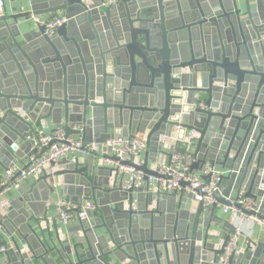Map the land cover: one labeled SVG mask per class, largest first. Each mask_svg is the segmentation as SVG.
Returning <instances> with one entry per match:
<instances>
[{
	"label": "water",
	"instance_id": "obj_1",
	"mask_svg": "<svg viewBox=\"0 0 264 264\" xmlns=\"http://www.w3.org/2000/svg\"><path fill=\"white\" fill-rule=\"evenodd\" d=\"M85 1L30 0L26 12L0 17V169L21 165L16 178L40 155L26 141L37 119L86 143L143 135L148 150L138 169L155 177L147 164L156 160L159 139L184 154V137L193 132L190 173L206 162L225 171L216 203L254 215L236 203L241 196L259 204L264 222V0H123L107 8L103 0ZM57 14L66 22L52 35L41 25L19 27L21 19ZM61 165L21 183L20 197L0 215L1 245H13L0 264H211L223 254L207 235L219 222L217 205L189 207L166 191L149 209L154 195L144 200L145 189L124 190L117 175L109 186L114 169ZM58 177L77 204L108 196L98 218L87 212L65 240L39 227L54 190L48 185L36 204L31 195ZM263 249L233 253L227 264H264V257L252 260Z\"/></svg>",
	"mask_w": 264,
	"mask_h": 264
},
{
	"label": "built area",
	"instance_id": "obj_2",
	"mask_svg": "<svg viewBox=\"0 0 264 264\" xmlns=\"http://www.w3.org/2000/svg\"><path fill=\"white\" fill-rule=\"evenodd\" d=\"M123 0H103L101 7L107 8L115 6ZM89 4V0L85 1ZM4 12V0H0V15ZM36 25H41L45 29V33L52 35L54 31L62 26L66 20L63 16H53L50 18L31 17ZM25 121L29 122L28 117L21 109H14ZM48 120L37 119L30 122L29 132L26 141L30 144L31 150H35V155L30 157V165L20 171L15 178L17 170L15 167L8 168L0 174V215H5L8 211L10 200L7 193L11 190H17L21 183L37 182L42 176L53 175L51 164L61 159L73 158L78 153L86 156L95 157L97 166L114 169L109 176V184H113L115 175L123 177L122 188L145 189V194H153L149 209H154L158 198L155 196L157 192H175L182 195L194 207L202 204L205 211L213 205H218L212 195L220 192V178L224 175L210 163L203 164L199 172L200 175L190 173L191 166L195 163L192 154V145L190 140L197 138L193 132H189L184 137L183 143L186 145L184 154H180L176 150V142L170 143L166 137H161L158 142L157 156L152 169L157 176L145 175L138 168L144 164L145 153L148 150L146 138L135 136L132 138H124L117 136L109 139L102 144L91 141L86 143L81 137L68 135L62 128H50ZM201 177H207L203 180ZM14 178V180H13ZM61 185V178L54 179L49 182L52 190H57ZM229 202H233L232 199ZM136 201H134L135 205ZM243 210L253 212L254 215H245L240 210L231 207L221 206L223 214H229L232 220L231 232L228 234L227 242L224 244L225 238L220 237L212 230L207 231V235L212 239L215 249L223 247V254L220 255L215 263L211 264H227V260L231 254H243L240 247V240L243 236L244 227L258 226L264 229V222L257 218L259 204L253 201L244 200L241 196L236 201ZM55 210L54 221L62 226H68L70 223L86 220L87 212L95 213L99 209L96 202L88 201L85 204H77L67 198L57 199L53 202ZM44 226L50 228L51 222L44 223ZM58 235L60 236L61 233ZM6 245H1L0 237V255L8 250L13 249L11 241L7 239ZM252 244L248 242V247L252 248Z\"/></svg>",
	"mask_w": 264,
	"mask_h": 264
},
{
	"label": "crops",
	"instance_id": "obj_3",
	"mask_svg": "<svg viewBox=\"0 0 264 264\" xmlns=\"http://www.w3.org/2000/svg\"><path fill=\"white\" fill-rule=\"evenodd\" d=\"M30 0H4V12L2 15H0V17L4 16V15H11L13 12L17 10V13H22V12H26L27 10H29L28 7V2ZM58 16H62V14H57ZM53 17V16H52ZM40 18H49V16H40ZM19 27L21 30H31L36 28V24L34 23V21L32 20V18L30 17V19L28 20H19ZM30 28V29H29ZM48 123L50 125V128H56L50 119H48ZM140 137H144L145 136H141L138 135ZM80 137V136H79ZM65 159H61L59 161H57L54 164H51V167L53 169V174L58 173L59 171H61L62 169H64V166L61 165L62 161H64ZM66 160H70L71 162H76L78 161V165L79 168H85L87 167V165L90 163L92 165H97L96 163V158L95 157H90V156H86L83 155L81 153H78L75 157L70 158L68 157ZM148 169H152V163L148 162L147 164ZM17 170L21 169V165H17L15 167ZM217 170L219 172H222V170L220 168H217ZM3 173V170L0 169V174ZM197 175H200L201 172L196 171ZM195 173V174H196ZM223 174H226L225 171L222 172ZM194 174V173H192ZM58 178H62V177H58ZM40 181V180H39ZM38 182V181H37ZM33 183V182H30ZM39 185L41 186L40 188H37L36 191H34L33 193H31L33 200L35 201L34 203L36 204L38 201L37 199H42L43 196H46V188L49 185V180H47L46 182L42 181V183H39ZM109 186H111V184H109ZM62 189L59 187L57 190L54 191V193L50 194V198L48 199V203L46 206V210H47V219L46 220H40L39 223V227L41 229L42 232H44V234L50 233L51 235H53L55 232H57V234L61 233V235L59 236V239L61 240H65L67 238H71L72 236H74L76 234V227L79 225V222L74 221L72 223H70L68 226H62L60 225L58 222L54 221L55 218V210L53 207V202L57 199H65L67 198L65 195H63ZM104 194H102L100 192V194L96 195V203L99 205V209L101 208V204L104 205L106 196ZM7 197L10 200V202H13L15 200H17L20 195L18 194L17 190H11L7 193ZM157 197V196H156ZM92 198V197H91ZM146 198V195L144 197V200ZM133 199L134 201L137 200V195H133ZM185 203L191 207L192 204L186 200ZM110 204V203H109ZM111 208L114 206V204L111 203ZM11 203L9 205L10 209ZM8 212V211H7ZM6 212V214H7ZM215 216L219 219V222H211V227L210 230L216 232L220 237L225 238L228 236V234L231 232V226H232V220L229 216V214H223L222 210H221V206H218L216 211H215ZM99 212L98 210L94 213V219L98 218ZM51 222V226L50 228H48L47 226H44V223H48ZM38 232V230H36ZM80 236V235H79ZM6 240V237H5ZM17 240L19 241V243L21 242V240L19 238H17ZM248 242L251 243L253 246L248 247ZM263 243L264 244V229L260 228L258 226H246L244 227V232H243V236L240 240V247L244 250L243 252H245L247 249H249L250 252H255L259 245ZM20 248L22 249V252H27L28 253V248L27 245H20ZM264 251V249H263ZM264 257V253H261V256L259 258H253L252 260H254V263H257L258 261L262 260ZM252 264V261H251Z\"/></svg>",
	"mask_w": 264,
	"mask_h": 264
}]
</instances>
